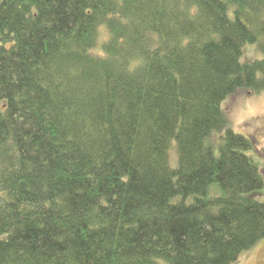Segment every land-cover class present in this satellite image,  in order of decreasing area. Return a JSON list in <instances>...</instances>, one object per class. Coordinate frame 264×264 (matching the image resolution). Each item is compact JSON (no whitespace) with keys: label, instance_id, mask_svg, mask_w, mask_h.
<instances>
[{"label":"trees","instance_id":"obj_1","mask_svg":"<svg viewBox=\"0 0 264 264\" xmlns=\"http://www.w3.org/2000/svg\"><path fill=\"white\" fill-rule=\"evenodd\" d=\"M245 44L264 55V0H0V264L256 247L264 177L222 109L264 91Z\"/></svg>","mask_w":264,"mask_h":264},{"label":"rangeland","instance_id":"obj_2","mask_svg":"<svg viewBox=\"0 0 264 264\" xmlns=\"http://www.w3.org/2000/svg\"><path fill=\"white\" fill-rule=\"evenodd\" d=\"M105 38H107V33L102 29L100 39ZM254 60L264 61V55L255 44H245L242 47L240 61L244 63ZM222 109L233 132L251 137L255 141L256 149L249 154L258 164L264 177V91L260 93L245 90L238 92L222 103ZM213 139L217 140L216 137ZM170 158V165L174 166L175 155L172 151ZM255 196L257 201L264 202V188L255 192ZM235 264H264V239L256 247L243 253Z\"/></svg>","mask_w":264,"mask_h":264}]
</instances>
